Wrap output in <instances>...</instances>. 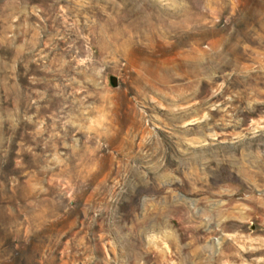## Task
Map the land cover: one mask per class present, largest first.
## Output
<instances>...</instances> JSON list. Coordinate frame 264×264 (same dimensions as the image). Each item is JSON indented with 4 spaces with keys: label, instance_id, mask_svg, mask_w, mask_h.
<instances>
[{
    "label": "rangeland",
    "instance_id": "374dc122",
    "mask_svg": "<svg viewBox=\"0 0 264 264\" xmlns=\"http://www.w3.org/2000/svg\"><path fill=\"white\" fill-rule=\"evenodd\" d=\"M0 264H264V0H0Z\"/></svg>",
    "mask_w": 264,
    "mask_h": 264
}]
</instances>
